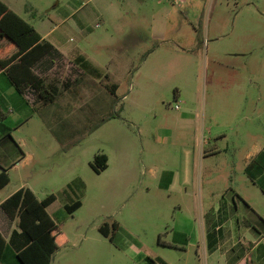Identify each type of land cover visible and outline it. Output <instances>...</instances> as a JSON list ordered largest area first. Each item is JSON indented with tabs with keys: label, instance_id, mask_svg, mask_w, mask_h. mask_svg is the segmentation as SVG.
Here are the masks:
<instances>
[{
	"label": "rangeland",
	"instance_id": "rangeland-1",
	"mask_svg": "<svg viewBox=\"0 0 264 264\" xmlns=\"http://www.w3.org/2000/svg\"><path fill=\"white\" fill-rule=\"evenodd\" d=\"M30 1L42 10L24 16L45 33L61 20L44 10L69 0L58 5ZM87 4L101 8L106 21L94 17L84 30L65 25L63 37L103 71L102 78L94 76L97 85L106 83L108 74L109 82L118 83L117 97L109 106L92 100L83 79L69 93L77 102L75 112L60 110L64 126L56 132L41 130L43 121L32 119L24 132H37L40 141H28L32 155L11 171L0 198L22 187L31 188L40 200L56 195L49 213L66 240L51 264H148L146 257L158 253L176 254L175 264H196L194 244L188 253L158 244L161 208H152L145 190L151 187L154 195L161 173L184 167L185 158L193 170H235L242 176L247 151L264 144V0ZM79 17L67 23L73 25ZM54 76L63 87L78 72L66 61L49 79ZM115 100L119 117L103 121ZM167 128L172 135L166 137ZM202 140L206 157L200 159ZM98 153L110 158V168L101 173L90 165ZM67 194L82 202L73 213L65 208ZM113 221H120L131 237L119 231L114 242L105 237L99 227ZM174 222L170 218V225Z\"/></svg>",
	"mask_w": 264,
	"mask_h": 264
},
{
	"label": "crops",
	"instance_id": "crops-1",
	"mask_svg": "<svg viewBox=\"0 0 264 264\" xmlns=\"http://www.w3.org/2000/svg\"><path fill=\"white\" fill-rule=\"evenodd\" d=\"M2 1L25 20L27 19L24 14L39 13L42 10L30 0ZM50 2L60 4V0H50ZM89 2L91 0H69L64 6L52 5L46 8L45 12L53 11L55 18L61 21L53 23V27L45 33L27 20L44 39L50 41L55 47L52 54L42 58L33 66V70L48 82L57 83L59 86L61 85L56 76L49 79V75L61 65L63 66V63L68 61L70 66H74L75 71L78 72L72 85H70V77L63 82L62 88L66 82L70 86L68 89H63L55 103L41 105L32 88H27L24 92L18 91L6 69L0 70V172L6 169L10 182L11 171L19 168L32 155L26 150L28 141L30 139L40 141V135L37 132L26 135L24 127L29 125L35 117L43 121L41 130L47 127L48 130L56 132L61 123L64 126L65 117L60 110H67V115L75 112L77 102L69 93L76 83L84 79L88 85H85L83 90L92 100L98 99L101 101L100 104L105 103L106 106L110 105L114 96L112 91L117 96L119 85L115 81L109 82L110 76L106 77L108 79L106 83L97 85L100 81H97L95 77L102 78L103 71L96 66L93 65L99 70L98 75H92L90 78L81 75L74 60L79 56L86 59V56L79 47L69 46L63 37L66 35L65 25L69 28L79 27L84 30L94 17L106 21L102 9L96 5L88 6ZM76 14L80 15L78 21L73 25L67 23ZM0 44H2L0 48H3L9 44V41L4 40ZM60 99H63V105L60 104ZM186 117L185 114L182 115L183 120ZM54 119L57 120L56 123L52 121ZM2 125L6 131L3 130ZM168 132L172 135V131L167 128L165 129L166 137ZM201 142L199 158L203 159L206 157L203 145L205 141ZM184 163V167L161 173L158 177L159 190L154 195L151 187L145 190L152 208H161L156 223L159 234L158 244L170 252L181 250L186 253L189 246L194 244L196 264H264V144H255V147L252 146L247 151L245 164L247 168L245 171L244 167L245 173H242V176L235 170L226 172L193 170L190 158H185ZM109 168L108 156V166L104 171ZM154 174L157 176L156 173ZM239 178L242 179L240 183ZM10 182L0 188V192L5 190ZM13 193L0 198V231L7 242L12 232L17 229V221L8 216L1 204ZM66 198L68 203L65 204V208L66 205L77 200L68 194ZM56 200L48 205V213ZM170 218L175 221L173 225H170ZM118 223L119 233L131 237L125 226L120 221ZM158 254L156 258L147 256L148 264H175L176 254ZM3 264H22L9 243L6 245Z\"/></svg>",
	"mask_w": 264,
	"mask_h": 264
},
{
	"label": "trees",
	"instance_id": "trees-1",
	"mask_svg": "<svg viewBox=\"0 0 264 264\" xmlns=\"http://www.w3.org/2000/svg\"><path fill=\"white\" fill-rule=\"evenodd\" d=\"M4 40H8L9 44L0 48V70L6 69L18 91L24 92L27 88H32L41 105L55 103L63 89H68L75 82L69 80L70 85L66 82L62 88L57 83L48 82L33 70V66L52 54L55 47L44 39L30 22L0 0V42ZM74 64L82 76L100 73L83 56L77 57ZM112 94L117 97L115 92L112 91ZM118 101L115 100L113 111L103 121L119 117V112L115 109ZM2 128L6 131L3 125ZM90 165L97 173H101L108 166V156L105 153H98ZM9 182L8 171L3 169L0 172V188ZM55 200L54 193L40 200L32 189L22 187L3 201L1 206L12 220L17 221V229L12 232L9 242L0 231V264H3L8 243L14 248L16 257L22 264L52 263L53 256L66 240L62 229L47 211L48 205ZM81 204V200L77 199L66 205V209L73 213ZM118 229L117 221L111 224L105 222L99 227V231L111 241L114 240Z\"/></svg>",
	"mask_w": 264,
	"mask_h": 264
},
{
	"label": "built area",
	"instance_id": "built-area-1",
	"mask_svg": "<svg viewBox=\"0 0 264 264\" xmlns=\"http://www.w3.org/2000/svg\"><path fill=\"white\" fill-rule=\"evenodd\" d=\"M96 26H99V24H96ZM175 108H176L177 110H179V109L181 108V106H180V105H177Z\"/></svg>",
	"mask_w": 264,
	"mask_h": 264
}]
</instances>
